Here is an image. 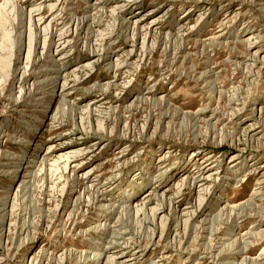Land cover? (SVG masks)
<instances>
[{"label":"rangeland","instance_id":"rangeland-1","mask_svg":"<svg viewBox=\"0 0 264 264\" xmlns=\"http://www.w3.org/2000/svg\"><path fill=\"white\" fill-rule=\"evenodd\" d=\"M0 264H264V0H0Z\"/></svg>","mask_w":264,"mask_h":264},{"label":"bare ground","instance_id":"bare-ground-1","mask_svg":"<svg viewBox=\"0 0 264 264\" xmlns=\"http://www.w3.org/2000/svg\"><path fill=\"white\" fill-rule=\"evenodd\" d=\"M208 159V158H207ZM243 237V236H242ZM238 250V249H237Z\"/></svg>","mask_w":264,"mask_h":264}]
</instances>
